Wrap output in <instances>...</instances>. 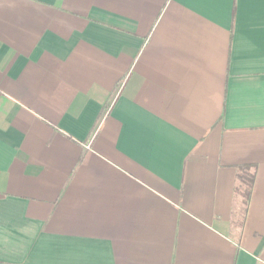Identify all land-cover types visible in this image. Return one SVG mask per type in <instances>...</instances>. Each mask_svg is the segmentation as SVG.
<instances>
[{
  "label": "crops",
  "instance_id": "obj_1",
  "mask_svg": "<svg viewBox=\"0 0 264 264\" xmlns=\"http://www.w3.org/2000/svg\"><path fill=\"white\" fill-rule=\"evenodd\" d=\"M0 264H264V0H0Z\"/></svg>",
  "mask_w": 264,
  "mask_h": 264
}]
</instances>
